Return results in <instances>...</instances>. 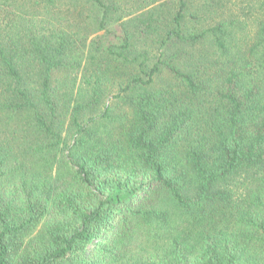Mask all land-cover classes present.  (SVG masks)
<instances>
[{"label": "trees", "instance_id": "1", "mask_svg": "<svg viewBox=\"0 0 264 264\" xmlns=\"http://www.w3.org/2000/svg\"><path fill=\"white\" fill-rule=\"evenodd\" d=\"M160 1L82 0L75 94V2L0 0V264H264V18Z\"/></svg>", "mask_w": 264, "mask_h": 264}, {"label": "rangeland", "instance_id": "2", "mask_svg": "<svg viewBox=\"0 0 264 264\" xmlns=\"http://www.w3.org/2000/svg\"><path fill=\"white\" fill-rule=\"evenodd\" d=\"M67 1L68 0H60V2L57 4V7L54 9V17H49V20H51L52 23L55 24V27H59L61 24V22L59 21V13L61 11H65V9L68 7L64 3ZM72 1H74L76 4V13L71 17L72 28L71 30H69V33H71L69 38L73 41V50H77L80 53L83 51L85 52V56H83L82 59H80V57L77 58V61L82 65L81 68L79 70L76 69L72 72V74L71 72L69 73L71 74V78L76 79L74 89V93L76 94L80 87H84V79H87V74L85 75V73L82 72V67L84 65H87V63H90V61H88V55L86 54H88L91 49L90 44L92 40L97 38H99V40L101 39V43L105 47L113 42H116V37L119 35V23L109 28V32L111 33L109 35L105 34L104 31L93 32L91 19L88 18V16H90L89 8L83 5L82 0ZM175 2L176 0H161L159 3L167 4L169 10L172 11ZM203 4L207 5L208 11H205L202 8ZM136 5V2L124 5L123 15L125 16L126 14L135 13V10L137 9ZM191 10L202 16V18L207 23H214L230 18L241 21L245 25H247V31L249 33H254L256 30V26L264 18V7L261 4L260 0H191ZM9 11L11 12V15L12 13H17L14 7H11ZM41 15H43L42 10L39 11L38 17H40ZM91 16H93V14ZM128 18L129 17H125L123 20H127ZM2 22L3 16L0 13V24H2ZM69 74H67V76ZM165 77L166 76L163 75L162 79L156 84H165V82H167ZM59 78H65V75L60 74ZM64 114L66 116V119L62 127V135L68 144L70 142V137L67 131L68 114Z\"/></svg>", "mask_w": 264, "mask_h": 264}]
</instances>
